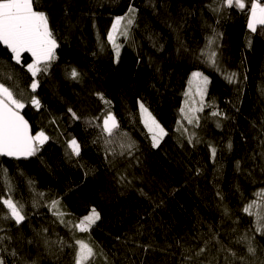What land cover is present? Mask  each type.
Masks as SVG:
<instances>
[{"label": "trees", "instance_id": "1", "mask_svg": "<svg viewBox=\"0 0 264 264\" xmlns=\"http://www.w3.org/2000/svg\"><path fill=\"white\" fill-rule=\"evenodd\" d=\"M245 3L241 10L220 0H35L58 44L35 92L31 54L18 64L0 44V83L24 102L32 134L48 137L34 156H0V201L11 196L26 217L19 225L5 219L0 203L5 264H74L76 240L93 247L89 264H264V235L243 211L264 190V26L248 28ZM116 17L133 19L116 39L119 57L108 39ZM72 68L79 79L68 75ZM193 72L208 84L198 122L189 124L181 109ZM141 103L165 129L157 147ZM108 111L117 133L134 142L130 153L106 151L113 136L96 118ZM93 208L100 219L88 232L75 229Z\"/></svg>", "mask_w": 264, "mask_h": 264}, {"label": "snow or ice", "instance_id": "2", "mask_svg": "<svg viewBox=\"0 0 264 264\" xmlns=\"http://www.w3.org/2000/svg\"><path fill=\"white\" fill-rule=\"evenodd\" d=\"M220 3L228 8L236 7L241 10L246 8L245 0H220ZM248 3L250 4L248 27L255 32L257 26H264V3L261 0H248ZM213 10L219 11L220 9ZM134 12L135 9L129 7L128 13L130 16L134 15ZM124 20L125 17H116L115 22L112 24V30L108 34L109 41L116 49L117 57H119V45L116 44V35L119 33L127 36V26L133 23V19L128 18L127 25L122 26V21ZM0 44L5 45L10 50L12 58L18 64L21 63L22 54H31L32 62L28 63L26 67L34 78L30 87L35 92L39 87V81L35 77L48 70L51 62L56 58L55 50L58 47L57 40L49 26L48 16L45 12L36 9L35 0H0ZM214 58L215 52L210 53L209 59L213 63H215ZM68 75L73 80L80 78V73L75 68H72ZM201 75V73H193L194 77H200ZM232 75L234 76L235 74ZM231 79L232 77H229V82H231ZM203 83L205 85L208 83L207 77H204ZM97 95L101 100H104L102 94ZM201 96H203V93H201ZM104 102L105 104H110L109 101L105 100ZM30 103L37 109L41 107L40 100L35 95L31 96ZM24 107V102L17 97L14 91L10 87L5 86V84L0 83V156L15 158L34 156L48 140L47 135L43 131H38L35 135L32 134L29 122L21 115V110ZM140 110L144 124L152 134L153 147H157L166 132L143 104H140ZM181 111L184 112V109H181ZM199 111H203L202 100L201 107L184 112V118L189 124L198 122L199 118L196 116V112ZM69 112H72V110L69 109ZM212 115L217 116L219 113L213 112ZM72 116L74 119H79L74 112H72ZM96 119L102 120V124L99 126L108 137L117 134L119 124L115 115L110 111ZM69 147L72 154L77 156L80 154V146L75 139L69 142ZM120 147L130 153L135 145L134 142L129 141L121 144ZM228 147L231 148V144ZM120 154L123 155L124 152L122 151ZM215 155L216 150L213 148L212 156L215 157ZM258 195L264 201V190ZM0 203L8 209L9 214L4 217L5 219H12L17 225L25 220L23 205L19 204V202H14L11 196L3 199ZM57 204V201H53V207H56ZM254 206L259 207L255 200L245 206L243 211L253 215L251 209ZM62 215V213L57 212L58 217ZM255 215L256 231L264 235V212H258ZM99 219V213L93 208L89 214L84 216L73 227L80 232H88ZM2 239L0 238V242H2ZM59 243L63 246L64 242L60 241ZM75 244L77 247L74 255V264H89L95 256L93 247L83 240H76ZM203 251L204 249H201L197 255H200ZM248 252L255 255V248L252 246L251 241L248 242ZM12 254L15 255L14 252ZM0 264H5V260L2 257H0Z\"/></svg>", "mask_w": 264, "mask_h": 264}, {"label": "rangeland", "instance_id": "3", "mask_svg": "<svg viewBox=\"0 0 264 264\" xmlns=\"http://www.w3.org/2000/svg\"><path fill=\"white\" fill-rule=\"evenodd\" d=\"M115 19L116 18H114L113 23L115 22ZM249 19H250V15H249ZM249 19H248V23H249ZM124 25H127V21L126 20L122 21V26H124ZM111 30H112V25H111V28H110L109 32ZM119 36H122V35H120L119 33H117L116 39ZM214 48H215L214 41H210V42L207 43L205 50H207L206 53H207L208 59H209L210 53L215 52ZM208 49H209V51H208ZM119 51H120V48H119ZM115 56L117 57V55H116V49H115ZM209 61H210L211 64H213L212 60L209 59ZM193 73H198V72H193ZM193 73L191 74V76L189 78L188 85H187V88H186L185 93H184V100H183V104H182V109H184V112H187L189 109L200 108L201 107V100H202V103H203L204 96H205L206 85L208 84L207 83L205 85L203 83L204 77L202 75L200 77H194L193 76ZM201 93H203V96H201ZM139 110H140V108H139ZM148 112H149V110H148ZM184 112H182L183 113V116H184ZM140 114H141V110H140ZM141 117H142V114H141ZM152 117H153V115H152ZM142 120H143V117H142ZM157 123H159V122L157 121ZM160 126H161V124H160ZM150 135H152V134L150 133ZM129 141H130V139H129V137L125 133L119 132L115 136H113L112 138L105 140L104 145H105L106 151H110V152L115 151V152L118 153L121 150L123 151V149L120 147V145L123 144V143L129 142ZM69 142H68V144H69ZM255 201L257 202V205H259V207H255L254 206L251 209V211L253 213V216L256 219V215H255L256 213H258V212H264V201H262V199H261V197L259 195H258V197L256 198Z\"/></svg>", "mask_w": 264, "mask_h": 264}]
</instances>
